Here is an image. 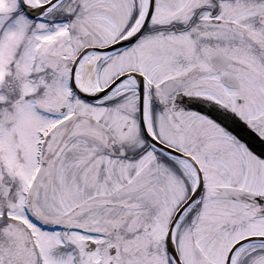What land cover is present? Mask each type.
<instances>
[{
    "label": "snow or ice",
    "instance_id": "6c2138e0",
    "mask_svg": "<svg viewBox=\"0 0 264 264\" xmlns=\"http://www.w3.org/2000/svg\"><path fill=\"white\" fill-rule=\"evenodd\" d=\"M0 264H264V0H0Z\"/></svg>",
    "mask_w": 264,
    "mask_h": 264
}]
</instances>
